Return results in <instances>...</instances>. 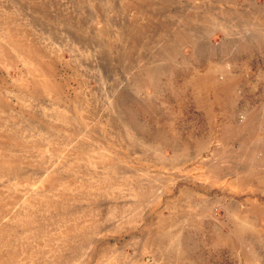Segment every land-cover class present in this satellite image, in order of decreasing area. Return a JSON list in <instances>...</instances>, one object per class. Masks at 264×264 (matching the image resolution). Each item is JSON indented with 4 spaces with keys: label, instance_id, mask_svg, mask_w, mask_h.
Returning a JSON list of instances; mask_svg holds the SVG:
<instances>
[{
    "label": "rangeland",
    "instance_id": "374dc122",
    "mask_svg": "<svg viewBox=\"0 0 264 264\" xmlns=\"http://www.w3.org/2000/svg\"><path fill=\"white\" fill-rule=\"evenodd\" d=\"M0 264H264V0H0Z\"/></svg>",
    "mask_w": 264,
    "mask_h": 264
},
{
    "label": "bare ground",
    "instance_id": "6f19581e",
    "mask_svg": "<svg viewBox=\"0 0 264 264\" xmlns=\"http://www.w3.org/2000/svg\"><path fill=\"white\" fill-rule=\"evenodd\" d=\"M55 120V119H54ZM91 148H94V147H91ZM105 152V151H104ZM102 153V152H101ZM78 158H80V157H78ZM84 158V157H83ZM85 159V158H84ZM88 160V159H87ZM87 162V161H86ZM85 162V163H86ZM88 162H89V160H88ZM93 163V162H92ZM96 164V163H95ZM90 166V165H89ZM93 171V170H92ZM5 176V175H4ZM32 189V188H31ZM26 192V191H25ZM30 193H31V191H30ZM28 193H26V195H27ZM27 211V210H26ZM43 235V234H42ZM47 236V235H46Z\"/></svg>",
    "mask_w": 264,
    "mask_h": 264
}]
</instances>
